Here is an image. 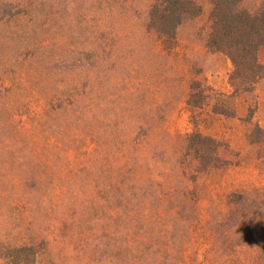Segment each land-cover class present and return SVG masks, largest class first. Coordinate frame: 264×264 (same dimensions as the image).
I'll list each match as a JSON object with an SVG mask.
<instances>
[{
    "label": "rangeland",
    "instance_id": "374dc122",
    "mask_svg": "<svg viewBox=\"0 0 264 264\" xmlns=\"http://www.w3.org/2000/svg\"><path fill=\"white\" fill-rule=\"evenodd\" d=\"M154 1L0 0V264H264V78L235 93L209 0L162 53Z\"/></svg>",
    "mask_w": 264,
    "mask_h": 264
},
{
    "label": "trees",
    "instance_id": "16d2710c",
    "mask_svg": "<svg viewBox=\"0 0 264 264\" xmlns=\"http://www.w3.org/2000/svg\"><path fill=\"white\" fill-rule=\"evenodd\" d=\"M209 1L212 4V11L207 46L210 50L224 53L230 58L233 64L230 84L235 93L249 92L260 79L264 78V65L259 59L260 51L264 50V9L252 13L238 10L237 0ZM201 13V6L193 0H155L149 14L148 31L156 35L162 53H174L177 48L179 27L186 19L195 18ZM191 88L195 91L190 94L188 106L192 110L202 109L203 105L197 101V97L200 94L203 99V91L199 86L193 85ZM262 132L258 126L253 131L256 136ZM192 138L191 147L199 170L206 172L210 167H216L220 161L217 141L201 132H195ZM233 196L241 198V194ZM27 253L34 263L37 253L33 246L13 250L16 258L22 262L27 261ZM263 253L264 247L259 249V255Z\"/></svg>",
    "mask_w": 264,
    "mask_h": 264
}]
</instances>
